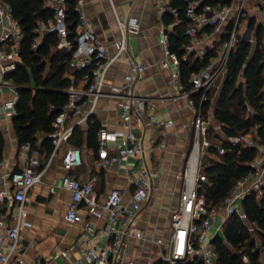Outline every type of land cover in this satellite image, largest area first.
Segmentation results:
<instances>
[{
    "label": "built area",
    "instance_id": "2783aa9c",
    "mask_svg": "<svg viewBox=\"0 0 264 264\" xmlns=\"http://www.w3.org/2000/svg\"><path fill=\"white\" fill-rule=\"evenodd\" d=\"M186 1L184 34L187 42L179 57L168 47V33L182 20L170 0H152L160 15L170 13L173 17L169 24L161 20L159 26L158 40L163 55L158 64L170 69L168 81L176 83L180 94L185 97L192 112L190 124L194 129L192 149L179 175L181 183L177 201L169 212L168 233L150 238L135 225L155 189L158 176L144 161V154L147 150L152 151L153 146L146 147L143 133L146 126L161 125L150 112L152 100L139 94L135 88L146 69L129 43L130 35L139 29L135 17L116 18L119 35L112 42L114 52L109 55L107 45L99 39L89 21L84 0H74L77 23L73 34L67 18L69 0H42L52 15L36 22L32 47L40 43L46 32H51L58 38V48L71 51L67 72L70 85L64 89L68 99L52 121L53 131L49 134L52 150L48 156L44 157L38 147L23 143L20 145L26 153L23 166L0 173V264H24L20 232L29 225L26 193L32 185L42 182L52 159L59 152L65 173L59 184L52 183L49 189L54 191L61 186L70 191L64 217L67 221L80 223V229L69 246L53 251L44 259L37 255L34 264H54L56 259L67 258L72 251L79 253L80 261L89 264H125L124 255L129 242L146 238L155 244L157 259L166 264L186 263L194 259L202 264H217L213 241L217 236L224 239L225 221L234 213L244 219L246 214L242 201L245 196L254 190H264V127L263 135L258 133V125H255L247 132L226 136L217 122L212 123L213 128L219 130L220 142L215 144L219 153L225 151L221 144L225 140L231 145L253 147L255 155L246 162L249 167L247 173L235 180L224 199L219 204H211L205 192L208 179L202 161V157L210 156L208 147L213 144L208 131L211 121L202 115L192 95H199L200 100L213 101L225 76L229 53L239 39L255 43L254 28L237 30L241 16L249 10L245 2L248 0H222L224 2L216 4H203V0ZM260 3L262 0L254 7L259 8ZM246 30L252 35L244 36ZM21 37L20 25L12 15L11 4L0 0V118H11L17 113V85L6 74L15 67ZM261 47L264 51V35ZM208 52L210 55L204 63L190 73L189 87L185 88L180 80L181 59L186 60L191 53L204 59ZM117 59H123L125 63L122 81L105 91L107 69ZM79 70L82 74L76 82L75 72ZM214 88L218 90L211 95ZM3 89L10 93L8 98L2 97ZM103 96L116 99L118 128H99L96 160L103 170L126 169L131 187L129 202L123 201L122 191L117 187L109 189L101 199L94 190L96 175L79 177L71 173L73 168L84 163L82 148L69 142L73 126L85 123L88 116L94 115L98 100ZM252 111L248 107V112ZM165 123H171V120ZM192 154H195L193 163ZM130 157L137 158L139 166L126 164ZM92 216L103 218V223L99 226L93 224Z\"/></svg>",
    "mask_w": 264,
    "mask_h": 264
},
{
    "label": "trees",
    "instance_id": "16d2710c",
    "mask_svg": "<svg viewBox=\"0 0 264 264\" xmlns=\"http://www.w3.org/2000/svg\"><path fill=\"white\" fill-rule=\"evenodd\" d=\"M12 7V15L18 20L22 37L19 41L18 58L13 70L6 74L16 85L18 99L17 113L11 117L12 127L18 145L30 143L38 147L41 154L47 157L52 150L49 134L53 131L52 121L67 102L68 95L64 91L70 85L67 76L71 51L58 48L55 33L46 32L40 43L32 47L35 36L34 27L40 19L52 15L51 10L43 6L42 0H7ZM222 0H203L204 3L216 4ZM172 8L177 10L182 23L173 27L168 33V47L181 57L183 46L187 42L184 34V23L187 19L186 0H170ZM74 0L67 4V18L71 22L70 29L75 30L77 15L73 10ZM264 8V0L260 3ZM173 17L163 13L161 20L169 24ZM248 28H254L255 43L239 39L227 59L226 73L220 89L215 97L213 118L220 125L226 136L247 132L257 126L263 135L264 127V51L262 37L264 27L255 24L252 19ZM204 59L189 54L186 60L180 61V80L185 88L189 87L188 78L192 71L204 63ZM82 71L75 72V80ZM194 103L206 116L211 105L209 99H199L192 95ZM248 107L253 111L248 112ZM207 117V116H206ZM101 127L95 115L87 117L85 127L74 125L69 142L81 147L83 143L97 157V131ZM210 127L208 131L210 132ZM225 151L219 153L215 143L208 147L210 156L204 163L203 170L208 179L205 192L207 201L219 204L236 179L247 173V161L255 155L253 147L231 145L225 140L221 142ZM4 148V138L0 133V159ZM246 214L241 219L231 214L223 226V237L217 236L213 244L217 252V264H264V190L251 191L242 201ZM152 264H166L156 259ZM180 264H202L192 261Z\"/></svg>",
    "mask_w": 264,
    "mask_h": 264
},
{
    "label": "crops",
    "instance_id": "0c3cea01",
    "mask_svg": "<svg viewBox=\"0 0 264 264\" xmlns=\"http://www.w3.org/2000/svg\"><path fill=\"white\" fill-rule=\"evenodd\" d=\"M84 7L97 36L107 45L109 55L114 52L112 42L119 35L116 18L132 15L138 23L139 29L130 35L129 43L134 48L136 58L146 65V69L135 88L139 94L152 100L153 108L150 112L161 123L159 126L145 127L144 144L147 148L153 146V150H147L143 158L150 167L153 164L162 167V170L158 169L160 186L154 189L158 190L159 196L156 205L161 208L167 206L169 210L166 220L162 221L156 217L155 210L152 211L149 205L145 206L135 225L150 238L166 235L169 231V212L177 201L179 189L174 186L175 178L179 176L176 175L181 158L179 153L185 147L192 112L185 97L180 94L177 84L168 81L170 69L162 68L158 64L163 55L162 45L158 40L161 15L154 8L152 0H84ZM124 71L123 59L112 62L106 72L104 90L109 91L111 86L119 85ZM3 90L2 97L8 98L10 93L5 91L6 89ZM94 115L99 119L101 126L110 130L118 128L115 98L100 97ZM167 120H171V123L166 124ZM212 121L216 124L214 118ZM80 126L85 127V123ZM0 133L4 138L0 173L20 168L23 166L26 153L17 143L11 118H0ZM157 139L162 140L163 144L154 145ZM81 148L84 163L73 168L71 173L79 177L96 175L94 190L101 199L109 189L117 187L122 191L123 201L129 202L131 187L127 181L126 169L120 167L103 170L85 143ZM60 156L61 152L54 156L42 182L32 185L26 193V219L29 225L23 227L20 232V243L24 247V264H34L37 255L44 259L53 251L69 246L80 229V223L67 221L64 217L70 191L61 186H57L54 191L49 189L50 184H59L60 177L65 173ZM126 164L139 166V160L130 157ZM91 220L97 226L103 223V218L92 216ZM162 222L165 224L164 227L161 225ZM150 238L129 242L124 255L125 264H152L157 259V248ZM54 264L89 263L80 261L79 253L72 251L67 258L56 259Z\"/></svg>",
    "mask_w": 264,
    "mask_h": 264
},
{
    "label": "rangeland",
    "instance_id": "374dc122",
    "mask_svg": "<svg viewBox=\"0 0 264 264\" xmlns=\"http://www.w3.org/2000/svg\"><path fill=\"white\" fill-rule=\"evenodd\" d=\"M247 2V6H248V9L245 13H244V16H241L240 18V24H239V27L237 28V30L239 29V31H244L245 27H247V23L248 21L250 20H254L255 21V24H262L263 27H264V8L261 7V5L259 4V8H255L254 6L258 4L259 0H248V1H245ZM244 36H250L252 35V32L251 31H245ZM216 88L212 89L211 91V95H214L218 92H216ZM219 91V90H218ZM216 92V93H215ZM214 100L215 98L213 99V101H211V105L209 107V110L207 111V114L206 116H204L205 118H209L210 121H211V127H210V133H209V138L211 139L212 143H215V144H218L220 142V139H219V135H218V131L217 129H214L213 126H212V119H213V106H214ZM201 111V109H200ZM202 113V111H201ZM203 114V113H202ZM193 133H194V129L192 127V125L190 124L189 126V130L187 131V134H186V143H185V147H184V150L181 151L179 153V158L180 159V164L179 166L177 167V172H176V175H180L181 171L183 170V167H184V164H185V161H186V158L188 157V155L190 154L191 152V149H192V139H193ZM164 138V137H163ZM160 139H157L155 142H154V145H162L163 143L161 141H159ZM178 156V155H177ZM202 161L204 163L207 162V157L204 156L202 157ZM153 170H155L157 172V182H156V185L155 187L157 186H160V183H158V179H159V168H161L162 170V167L159 165V164H153V166L151 167ZM161 174V173H160ZM175 175V177H176ZM175 181L176 183L174 184V186L177 188V187H180V179H179V176H177L175 178ZM159 184V185H158ZM158 189V188H157ZM158 190H155L153 193H151L149 199H148V202L146 204V206H150V209L152 211H156V217L159 218V219H162V221H165L166 218H167V214H168V210L169 208H167V206L165 207H160V206H157V202L159 201L158 200ZM170 202V201H169ZM162 227H164L165 224H163L162 222Z\"/></svg>",
    "mask_w": 264,
    "mask_h": 264
},
{
    "label": "bare ground",
    "instance_id": "6f19581e",
    "mask_svg": "<svg viewBox=\"0 0 264 264\" xmlns=\"http://www.w3.org/2000/svg\"><path fill=\"white\" fill-rule=\"evenodd\" d=\"M194 159H195V154H192V156H191L192 163H193Z\"/></svg>",
    "mask_w": 264,
    "mask_h": 264
}]
</instances>
